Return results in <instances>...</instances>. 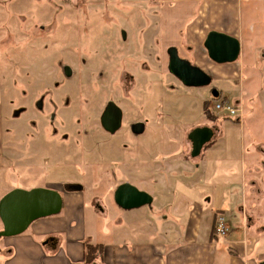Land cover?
<instances>
[{
    "label": "crops",
    "instance_id": "1",
    "mask_svg": "<svg viewBox=\"0 0 264 264\" xmlns=\"http://www.w3.org/2000/svg\"><path fill=\"white\" fill-rule=\"evenodd\" d=\"M150 3L153 19L164 24L165 41L181 57L214 79L239 81L236 123L224 125L218 122L221 118L208 117L211 121L189 127L175 121L160 125L156 121L163 115L153 112L150 120L160 125V146L154 150L158 140L149 147L138 145L134 155L122 162L129 182L152 196L150 204L132 209L116 202L104 205L92 192V205L87 206L85 188L60 182L41 185L62 194L61 212L36 219L21 234L0 236V264H264V0ZM211 30L239 39L236 61L218 63L209 57L204 41ZM171 75L172 89L192 87ZM218 95L229 101L222 90ZM2 110L0 97V181L9 177L0 200L14 188H27L16 185L5 156ZM253 120L255 124H250ZM138 123L143 132L145 118L132 125ZM232 126L239 127L237 136L228 134ZM197 128L212 132L194 155L191 136ZM126 181L122 178L114 193ZM218 212L228 220L224 236L215 231ZM88 244L102 246L90 263Z\"/></svg>",
    "mask_w": 264,
    "mask_h": 264
},
{
    "label": "rangeland",
    "instance_id": "2",
    "mask_svg": "<svg viewBox=\"0 0 264 264\" xmlns=\"http://www.w3.org/2000/svg\"><path fill=\"white\" fill-rule=\"evenodd\" d=\"M150 1L0 0L5 156L16 185L32 189L60 182L85 188L87 206L92 192L100 203L113 204L114 187L122 178L130 181L122 162L138 145L158 140L157 149L161 124L189 127L218 118L224 125L236 123L240 109L225 119L214 105L227 101L218 95L221 90L235 104L239 81L212 78L205 86L172 89L173 45L164 39V24L153 19ZM110 101L122 110L115 132L101 121ZM157 110L160 125L150 120ZM142 117L145 130L136 133L132 124ZM227 129L239 134V127ZM7 183L9 177L0 181V191Z\"/></svg>",
    "mask_w": 264,
    "mask_h": 264
},
{
    "label": "water",
    "instance_id": "3",
    "mask_svg": "<svg viewBox=\"0 0 264 264\" xmlns=\"http://www.w3.org/2000/svg\"><path fill=\"white\" fill-rule=\"evenodd\" d=\"M204 46L209 57L218 63L234 62L241 50V44L237 37L225 32L211 30L204 41ZM169 71L178 77L187 86H205L211 82V75L179 55L178 49L173 46L169 49ZM111 111V113H110ZM121 109L110 102L105 115L103 126L110 132H115L121 125ZM112 118L110 119V115ZM143 125L138 123L134 130L140 132ZM209 128H197L193 131L194 152L200 151L202 144L208 139ZM116 203L125 209H132L153 200L152 196L140 190L129 182L118 186L114 193ZM63 207L62 194L49 187H36L32 189L14 188L6 193L0 200V217L3 222V230L0 236H14L23 233L38 218L46 217L61 212Z\"/></svg>",
    "mask_w": 264,
    "mask_h": 264
},
{
    "label": "built area",
    "instance_id": "4",
    "mask_svg": "<svg viewBox=\"0 0 264 264\" xmlns=\"http://www.w3.org/2000/svg\"><path fill=\"white\" fill-rule=\"evenodd\" d=\"M214 108L215 110L226 114V117L234 116L237 114V112H239V108L236 104H232L229 101H223L221 99L216 102ZM215 231L221 236H224L229 232V226L226 220V216L222 212H218L216 214Z\"/></svg>",
    "mask_w": 264,
    "mask_h": 264
},
{
    "label": "trees",
    "instance_id": "5",
    "mask_svg": "<svg viewBox=\"0 0 264 264\" xmlns=\"http://www.w3.org/2000/svg\"><path fill=\"white\" fill-rule=\"evenodd\" d=\"M206 111V114L211 115V113L209 112L210 110L208 108L206 109ZM101 249V245L88 244L86 247V261L90 263L91 261L96 259L100 255Z\"/></svg>",
    "mask_w": 264,
    "mask_h": 264
},
{
    "label": "flooded vegetation",
    "instance_id": "6",
    "mask_svg": "<svg viewBox=\"0 0 264 264\" xmlns=\"http://www.w3.org/2000/svg\"><path fill=\"white\" fill-rule=\"evenodd\" d=\"M128 76H130V78H132L133 79V76L132 75H130L129 73L127 74ZM110 102H113V101H110ZM109 102V103H110ZM109 103L107 104V106H106V108H105V112H106V110H107V107H108V105H109ZM115 103V102H114ZM118 106V105H117ZM119 107V106H118ZM120 108V107H119ZM122 111V110H121ZM105 112L102 114V118H103V115H105ZM110 113H111V111H110ZM122 113V112H121ZM102 118H101V121H102ZM112 118V114L110 115V119ZM121 124H122V116H121ZM102 125H103V123H102ZM104 127V126H103ZM120 127H121V125H120ZM120 127L118 128V129H120ZM134 127V126H133ZM105 128V127H104ZM106 129V128H105ZM117 129V130H118ZM107 130V129H106ZM116 130V131H117ZM110 132V131H109Z\"/></svg>",
    "mask_w": 264,
    "mask_h": 264
}]
</instances>
